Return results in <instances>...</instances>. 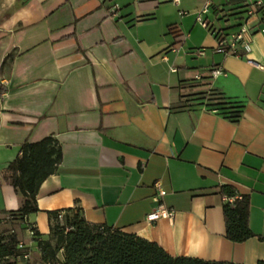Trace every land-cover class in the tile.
<instances>
[{
	"label": "crops",
	"instance_id": "obj_1",
	"mask_svg": "<svg viewBox=\"0 0 264 264\" xmlns=\"http://www.w3.org/2000/svg\"><path fill=\"white\" fill-rule=\"evenodd\" d=\"M205 1L190 8L182 0H29L0 25V171L25 141L51 135L62 151L39 187L38 211L26 219L41 238L48 211L79 206L87 221L154 242L172 257L264 260V0H209L208 33L195 18L172 14ZM176 22L189 35L174 52ZM244 24L250 52L215 51L219 36ZM214 67L222 70L216 77ZM198 75L191 92L216 89L242 102L238 121L182 106L185 83ZM156 183L175 213L149 223ZM223 187L248 197L255 236L226 238ZM18 206L2 183L0 213Z\"/></svg>",
	"mask_w": 264,
	"mask_h": 264
},
{
	"label": "trees",
	"instance_id": "obj_2",
	"mask_svg": "<svg viewBox=\"0 0 264 264\" xmlns=\"http://www.w3.org/2000/svg\"><path fill=\"white\" fill-rule=\"evenodd\" d=\"M12 56L10 53L6 59ZM196 81L185 83L188 91L180 96L183 107H203L232 122L238 121L243 112L242 102L216 89L191 92ZM4 92L0 85V96ZM61 160L60 145L49 135L37 142L25 141L16 158L0 171V185H11L19 197L17 209L0 213L3 215L0 224L12 223L21 230L31 228V239L36 243L40 264H233L185 256L172 257L154 242L87 221L79 206L48 211L49 232L41 238L26 219L38 211L36 196L39 187L56 171ZM222 193L229 197L236 192L230 187H223ZM249 208L246 196L233 203L224 201L225 236L229 241L243 242L255 236L248 225ZM19 242L21 240L14 227L4 226L0 230V264H17L20 259L29 263L28 247L24 245L20 248ZM26 254L27 259L24 258ZM257 264H264V260Z\"/></svg>",
	"mask_w": 264,
	"mask_h": 264
},
{
	"label": "built area",
	"instance_id": "obj_3",
	"mask_svg": "<svg viewBox=\"0 0 264 264\" xmlns=\"http://www.w3.org/2000/svg\"><path fill=\"white\" fill-rule=\"evenodd\" d=\"M174 4H178L179 0H172ZM256 5H261L260 1L255 2ZM210 6L209 0H206L203 7L198 11L196 15V22L199 23L202 27H207L206 20L203 19V15L208 11ZM117 10V5L114 4L110 8L111 14L115 13ZM183 12V11H182ZM260 21L264 22V14L261 15ZM169 30L172 32L174 36V42L171 45V50L176 52L179 50L180 46L182 45L183 41L186 39L187 35H184L181 30L177 27V25L170 26ZM264 32V28L261 30ZM251 42H250V35L249 29L244 24L240 27V29L229 38L224 36H219L217 38V46L215 48L216 52L222 53L225 56H241L242 52L247 54L251 50ZM201 51V50H199ZM172 71H175L172 69ZM222 70L219 67H214L210 71V75L212 77H216L217 75L221 74ZM201 77L198 75L195 77L196 80H199ZM164 191L159 186V184H155V194L153 196V201L156 203V206L146 215V221L149 223H154L159 219L166 218L171 220L174 216V209L165 207L162 202L161 198L164 195ZM242 195L235 193L233 196L225 197L224 200L230 203H233L236 199H241ZM29 236L33 235V230L31 228L26 229ZM25 244L21 241L19 242V247L22 248ZM24 258L27 259L28 255H24Z\"/></svg>",
	"mask_w": 264,
	"mask_h": 264
},
{
	"label": "rangeland",
	"instance_id": "obj_4",
	"mask_svg": "<svg viewBox=\"0 0 264 264\" xmlns=\"http://www.w3.org/2000/svg\"><path fill=\"white\" fill-rule=\"evenodd\" d=\"M28 1L29 0H0V25H2L5 21L9 20L10 17L12 15H14V13H16V11H18L19 9L24 7ZM182 1H184V4L190 8L194 7L197 3H200V0H182ZM222 2H223V0H212V3L214 5H219ZM201 5H202V3H201ZM179 9H181V8H179ZM182 9H184V10L176 9L174 12L172 11L173 12L172 14H175L177 16V18H185L186 21L189 20L188 17H192L193 19L196 18V15H197L198 11L200 10V9H198L194 12L191 9H187V8H182ZM186 9H187V11H185ZM175 25H177V27L181 30V32L184 35H187V36L189 35L185 30L182 29L179 22H176ZM199 26H201V25L199 24ZM202 28H204V27H202ZM204 30H206V29L204 28ZM206 32H207V30H206ZM2 218H3V215L0 214V219H2ZM4 226L14 227L16 229V231L18 232L19 239L23 243H25V237L23 235V230L19 229L17 226L13 225L12 223H9L7 225H4V224L1 225L0 224V230ZM28 252H29V263L28 264H40L39 263V257L37 255V253H34V252L30 251L29 249H28ZM58 256H61V253H58ZM21 261L25 262L24 260L20 259L19 262H21Z\"/></svg>",
	"mask_w": 264,
	"mask_h": 264
}]
</instances>
